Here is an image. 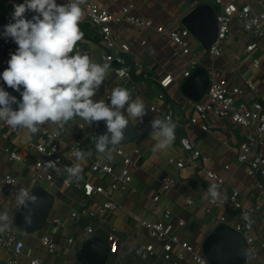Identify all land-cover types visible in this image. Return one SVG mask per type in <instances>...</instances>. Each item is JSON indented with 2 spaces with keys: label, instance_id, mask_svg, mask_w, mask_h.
<instances>
[{
  "label": "crops",
  "instance_id": "crops-1",
  "mask_svg": "<svg viewBox=\"0 0 264 264\" xmlns=\"http://www.w3.org/2000/svg\"><path fill=\"white\" fill-rule=\"evenodd\" d=\"M21 0H0V19L4 23L10 21L13 5ZM66 0H57L58 4ZM97 2L111 14L117 17L125 16L124 8L132 6L130 13L141 19L151 20L152 28L137 27L126 21H113L111 30L120 43H133L131 58L134 63L132 78H120L111 71L106 77L104 86L95 99L104 98L110 94L111 88L122 84L133 92V98L139 95L147 105L148 114L143 122L131 121L137 128V138L126 144L117 146L125 155L131 157L130 171L132 182L125 190L112 193L119 203L115 210L101 211L106 201L100 194H94L87 199L81 188L77 185L84 180L94 185L109 187L113 176L94 174L91 169L92 159H100L111 164L116 173L123 165V156L116 150L111 159L104 158L96 153L93 140L94 126L81 127L78 123L66 125L65 139L81 142L85 145V152H90L86 160L80 162L81 179L69 185L65 184L68 167H75L77 161L73 156L75 150L63 148L64 160L62 164L53 168L48 164V158L37 152L35 144L42 142L40 132L28 136L20 131L17 135L10 136L0 127V213L7 212L11 223L15 225L14 218L20 207L16 193L21 187L30 186L31 191L36 187H43L54 197V204L49 213L47 222L42 230L23 234L19 230V237L25 243L24 254L20 257V264H28L33 258L42 260L43 264H80L77 252L82 241L87 236V227L93 228L92 236L107 241L108 235L113 233L118 238L117 251L110 254L106 264H172L176 260L175 254L179 248L174 249L173 261H167L163 255V241L154 240L148 230L142 226V221L162 220L165 212L170 213L169 223L174 227L182 241L191 243L195 250L201 251L203 240L215 228L217 217L231 218L229 208H211L207 196V172L213 171L224 180L227 190L239 192V200L248 217L256 220L252 235L264 239V177H252L248 170L254 154L249 156L247 162L239 160L240 145L248 135L255 137L253 145L255 154L264 157V135L258 132V122H251L249 126H236L229 118H221L211 114L206 120L193 123L191 119L198 114L194 109V101L186 98L181 92V84L186 79L185 73L189 70L191 62L198 59L208 71L220 73L226 79L229 87H237L242 93L235 94L238 101L264 102V37H256L253 32L245 28L247 19L234 17L231 23V34L222 43L223 52L214 57L192 36L186 37L191 52H183V48L176 45L169 37L173 30L185 28L181 19L198 4H210L215 11L220 13L221 5L218 0H88ZM236 4L239 8L249 4L260 10L258 0H222V4ZM32 15V13H31ZM31 18V16L29 17ZM158 27L164 28V33L157 31ZM80 29L84 33L83 39L77 47L87 51L92 58L102 62L105 53L101 30L95 26L83 10ZM255 41L257 47L251 52L246 51L247 44ZM10 55L0 48V69L8 67ZM255 59L259 60L258 66ZM141 65L142 69L138 67ZM171 75L173 82L164 88L160 80ZM251 81L254 89L247 82ZM1 84L9 88L5 82ZM11 89V88H9ZM163 95V98L159 96ZM206 101V95L202 99ZM157 105L160 111H153L152 106ZM173 111V121L177 124L175 140L166 149H155V142L149 138L151 131L149 121L164 118L163 114L169 109ZM40 128L52 130L54 126L48 124ZM188 138L202 155L201 158L188 162L179 169L176 162L184 157L182 138ZM18 146L22 150L26 164L12 161L6 152V147ZM117 149V148H116ZM42 160L40 170L42 178H37L36 162ZM173 160V163L170 162ZM16 178L13 184L5 182V176ZM52 176V180L46 177ZM175 179L173 187L166 189L164 179ZM159 196L158 201L154 198ZM207 196V198H206ZM192 200L189 204L188 200ZM88 209L94 216H80L74 218L73 213H80ZM184 220L185 226L181 227L179 221ZM49 236L56 244V250L49 252L42 245L41 238ZM72 240V241H70ZM153 244L154 251L145 258L138 255L141 246ZM2 260L11 258V252L0 248ZM264 250L260 249L257 256H252L249 264H262ZM0 264H3L0 262ZM178 264H196L192 254L187 253Z\"/></svg>",
  "mask_w": 264,
  "mask_h": 264
},
{
  "label": "clouds",
  "instance_id": "clouds-1",
  "mask_svg": "<svg viewBox=\"0 0 264 264\" xmlns=\"http://www.w3.org/2000/svg\"><path fill=\"white\" fill-rule=\"evenodd\" d=\"M86 0H23L13 5L11 20L0 33L11 39L17 49L10 54L8 67L0 73V80L20 94V99L0 86V122L9 128L25 132L28 136L48 124L64 128L69 123L91 128L104 122L105 132L93 133L95 151L111 159L112 153L125 139L130 121L143 122L148 114L144 100L122 84L111 88L107 100L95 99L111 75V65L98 62L87 51L77 49L84 33L80 29L82 5ZM32 13L31 18L27 14ZM149 138L155 149H168L175 140L177 124L171 116L149 121ZM75 167L65 169V184L82 177L80 162L91 156L90 152L73 153ZM55 168L54 163L50 164ZM212 201L226 199L217 184L207 190ZM206 196V198H207ZM18 204L24 209L26 222L36 209V197L30 186L21 187L16 193ZM245 220L248 215L245 214ZM11 217L0 213V231L8 228Z\"/></svg>",
  "mask_w": 264,
  "mask_h": 264
},
{
  "label": "built area",
  "instance_id": "built-area-1",
  "mask_svg": "<svg viewBox=\"0 0 264 264\" xmlns=\"http://www.w3.org/2000/svg\"><path fill=\"white\" fill-rule=\"evenodd\" d=\"M68 0L65 1L67 3ZM18 3H23V0ZM17 3V4H18ZM198 1L195 2L198 5ZM221 5V11L217 14L218 17V38L216 43L211 47L209 52L212 56H220L223 52L222 43L231 34V23L234 17H239L247 19L245 28L248 32H253L254 36L264 37V0H258V5L261 8L257 10L251 7L249 4L239 8L234 3H229L227 5L222 4V0H218ZM132 6H126L123 10L125 16L117 17L111 14L107 9L103 8L97 2H90L86 0L85 4L82 5V9L85 10L90 21L97 26L102 34L103 47L105 53L102 56L103 62H107L111 65V71L114 72L118 77L131 79L132 70L134 63L131 56V48L133 43H120L118 46L117 39L113 36L111 30V23L113 21L121 22L126 21L137 27H147L152 28L153 22L151 20L141 19L139 17L133 16L130 13ZM31 16V13L27 14V18ZM11 20V16H10ZM4 23L0 19V33L3 32ZM157 31L159 33H164L163 27H158ZM190 32L186 28L173 30L169 33L170 39L178 46L183 48V52H191L189 44L186 37L190 36ZM257 43L255 41L247 44L246 51L251 52L255 50ZM0 48L3 52L10 55L14 53L17 49V45L11 39H5L0 35ZM77 49L82 50L80 47ZM84 51V50H83ZM259 60L255 59V65L258 66ZM198 66H202L198 59H194L191 62L189 70L185 73V77H189L191 71ZM142 69L141 65H138ZM3 70L0 69V73ZM210 84L206 92V101H199L194 103V109L198 114L197 117H193L191 121L197 123L200 120H206L211 114L216 115L221 118H229L233 121L236 126H249L251 122H258V132L264 135V102H246L238 101L234 98L235 94H241L242 91L237 87H229L226 79L221 77L220 73L210 72ZM173 77L171 75L165 76L160 80L162 87L167 88L172 82ZM247 84L254 89L251 81ZM0 86H3L0 82ZM6 91L10 92L11 95H15L17 99H20V94L12 89L3 86ZM163 98L164 96H159ZM153 111H160L157 105L152 106ZM171 116L173 118V111L170 108L167 113L163 114V117ZM0 127L7 131L10 136L17 135L20 130H15L9 128L5 123L0 122ZM40 136L43 137L42 142L35 144V148L38 153L42 156L48 158V164L54 163L56 167L62 164L64 156L62 153L63 148L68 147L71 150H84L85 145L81 142H75L73 140L65 139L64 135L66 132V126L64 128H53L52 130L40 128ZM256 139L252 135H248L246 140L240 145V155L239 160L241 162H247L249 156L254 154L253 160H251L248 173L252 177H264V157L261 154H255L253 150V145ZM181 145L185 156L177 160L176 166L182 169L186 166L188 162H193L197 158H201L203 162L207 160L205 156L202 155L201 151L196 148V146L189 141L188 138L181 139ZM6 152L8 153L12 161L22 162L26 164L27 159L18 146L9 145L6 147ZM116 152L123 156V165L116 173L115 168L107 163L102 162L100 159H92L90 169L96 175L101 176H113L112 182L109 187L97 186L92 182L84 180L77 186L82 189L84 196L87 199L91 198L94 194H100L105 197L106 201L102 205L101 211L105 210H115L119 203L114 199L112 193L118 190H125L129 184L132 182V174L130 171L131 167V157L125 155L124 151L117 147ZM173 163V160H170ZM43 165L42 160L36 162L37 178H42L38 170L41 169ZM51 167V166H50ZM208 185L207 190L212 184H217L219 190L226 194V199L212 201L209 197V206L207 210L210 211L211 208H229L231 211V218L228 219L226 216L217 217L215 220L216 226L219 224H226L234 229L236 232L240 233L246 240V243L250 251V259L252 256H257L260 249L264 250V239H258L252 235V231L255 227L256 220L252 217H248V220L244 219L246 214L239 200V192L235 190H227L224 187V180L218 174L213 171L207 172ZM47 180H52V176L48 175ZM5 182L7 184H13L16 182V178L7 175L5 176ZM175 184V179L167 177L164 179V186L166 189L173 187ZM69 185V184H67ZM159 196L154 198V201H158ZM191 204L192 200H188ZM94 216L93 212L88 209L82 210L80 213H73V217L79 218L80 216ZM170 213L165 212L163 219L158 221H142V226L148 230L150 237L154 240L163 241V257L167 261H173L174 249L179 248V251L175 254L176 260L172 264H178V260H182L187 253L192 254L193 259L196 264H211L202 252L195 250L194 246L186 241H182L177 233L174 232V227L169 223ZM179 225L181 227L185 226V221L180 220ZM87 236L84 238L92 236L93 228L87 227ZM83 240V241H84ZM72 241V240H70ZM82 241V242H83ZM107 242L110 246V254H114L117 251L118 238L113 234H109ZM42 245L49 252H54L56 250V244L52 238L49 236H43L41 238ZM0 248L9 250L11 252V258L8 260H2L0 257V262L3 264H20L19 259L24 254L25 243L19 237V231L15 225L12 223L10 226L3 231H0ZM154 251L153 244L147 246H141L137 253L138 255L145 258L148 254H152ZM249 259V262H250ZM248 262V264H249ZM28 264H43L42 260L38 258H33ZM264 264V259L262 261Z\"/></svg>",
  "mask_w": 264,
  "mask_h": 264
},
{
  "label": "water",
  "instance_id": "water-1",
  "mask_svg": "<svg viewBox=\"0 0 264 264\" xmlns=\"http://www.w3.org/2000/svg\"><path fill=\"white\" fill-rule=\"evenodd\" d=\"M181 23L206 51L216 43L218 17L210 4H198L181 19ZM209 84V71L204 66H198L181 84V92L186 98L199 102L205 97ZM105 130L104 122L94 126L95 134H102ZM137 134V128L130 121L125 139L120 145L135 140ZM32 193L39 197L37 204L32 206L36 209L35 214L26 222L27 214L20 206L14 218L16 228L23 234L42 230L54 204L53 195L43 187H36ZM201 251L211 264H248L250 259L245 238L226 224L215 226L203 240ZM109 256V243L96 236L85 239L77 252L80 264H106Z\"/></svg>",
  "mask_w": 264,
  "mask_h": 264
}]
</instances>
